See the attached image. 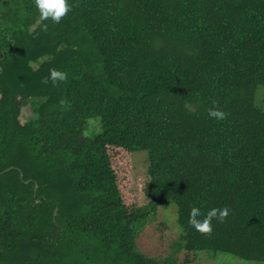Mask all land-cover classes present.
Returning <instances> with one entry per match:
<instances>
[{
    "label": "trees",
    "instance_id": "1",
    "mask_svg": "<svg viewBox=\"0 0 264 264\" xmlns=\"http://www.w3.org/2000/svg\"><path fill=\"white\" fill-rule=\"evenodd\" d=\"M68 3L56 24L0 0V264H177L136 246L171 203L179 264L264 260V0ZM53 68L67 80L42 84ZM110 146L147 152L144 203L123 197ZM193 206L230 214L201 235Z\"/></svg>",
    "mask_w": 264,
    "mask_h": 264
},
{
    "label": "rangeland",
    "instance_id": "2",
    "mask_svg": "<svg viewBox=\"0 0 264 264\" xmlns=\"http://www.w3.org/2000/svg\"><path fill=\"white\" fill-rule=\"evenodd\" d=\"M108 151L117 183L125 200L131 203L139 199L144 203L141 189L147 177V152L136 150L129 153L125 149L112 146L108 148ZM175 217L176 205L174 203L161 205L156 213L145 216L140 223L142 227L136 237L137 248L151 256L172 263H181L188 253L184 247L177 248L181 228ZM191 264H264V260L245 259L229 252L202 251L195 256L193 254Z\"/></svg>",
    "mask_w": 264,
    "mask_h": 264
},
{
    "label": "clouds",
    "instance_id": "3",
    "mask_svg": "<svg viewBox=\"0 0 264 264\" xmlns=\"http://www.w3.org/2000/svg\"><path fill=\"white\" fill-rule=\"evenodd\" d=\"M35 7L39 12V22L45 20H51L52 22L59 24L60 21L71 11V5H69L68 0H34ZM47 24L43 25V30L47 31ZM30 67L32 62H30ZM50 75L44 77L41 80L42 84H48L49 80L52 81L53 85L58 82L67 80V73L59 71L57 69H50ZM65 101H61L63 105ZM208 116L210 118L223 121L227 118V113L220 110L217 106L207 109ZM92 123V122H90ZM93 129L89 128L85 135L91 133ZM230 214V209L225 206L222 208H212L207 211L206 214L202 213L198 207H191L189 212L188 224L194 228L201 235H211L213 232L212 221L215 219L219 223L226 221ZM200 217H203L202 219Z\"/></svg>",
    "mask_w": 264,
    "mask_h": 264
},
{
    "label": "flooded vegetation",
    "instance_id": "4",
    "mask_svg": "<svg viewBox=\"0 0 264 264\" xmlns=\"http://www.w3.org/2000/svg\"><path fill=\"white\" fill-rule=\"evenodd\" d=\"M22 108L23 107H21V109ZM24 108H25L24 113L21 115V120H23V121H25L28 118V116L31 115L30 109L28 107H24ZM21 109H20V111H21Z\"/></svg>",
    "mask_w": 264,
    "mask_h": 264
},
{
    "label": "water",
    "instance_id": "5",
    "mask_svg": "<svg viewBox=\"0 0 264 264\" xmlns=\"http://www.w3.org/2000/svg\"><path fill=\"white\" fill-rule=\"evenodd\" d=\"M25 107H28V106H25ZM24 107L21 109V112H20V118H21V115L24 113ZM21 122H23V120H21Z\"/></svg>",
    "mask_w": 264,
    "mask_h": 264
}]
</instances>
